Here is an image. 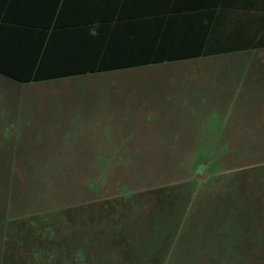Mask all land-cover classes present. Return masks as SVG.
<instances>
[{"label": "rangeland", "instance_id": "rangeland-1", "mask_svg": "<svg viewBox=\"0 0 264 264\" xmlns=\"http://www.w3.org/2000/svg\"><path fill=\"white\" fill-rule=\"evenodd\" d=\"M249 121L264 129V49L0 77V264H264Z\"/></svg>", "mask_w": 264, "mask_h": 264}, {"label": "trees", "instance_id": "trees-1", "mask_svg": "<svg viewBox=\"0 0 264 264\" xmlns=\"http://www.w3.org/2000/svg\"><path fill=\"white\" fill-rule=\"evenodd\" d=\"M34 47L27 83L264 47V0H0V48Z\"/></svg>", "mask_w": 264, "mask_h": 264}, {"label": "crops", "instance_id": "crops-1", "mask_svg": "<svg viewBox=\"0 0 264 264\" xmlns=\"http://www.w3.org/2000/svg\"><path fill=\"white\" fill-rule=\"evenodd\" d=\"M259 49H264L263 48H253V49H247V50H242V51H234V52H248V51H255ZM234 52H229V53H234ZM36 53L37 50L30 46V47H21V46H12V47H2L0 48V67H11V68H32V67H38L37 62H36ZM225 54V53H224ZM195 59V58H194ZM186 60H191V59H186ZM179 61H185V60H179ZM179 61H171V62H179ZM164 63H170V62H164ZM164 63H159V64H152V65H160ZM152 65H145V66H139V67H149ZM139 67H132V68H125V69H119V70H113V71H126L128 69H134V68H139ZM86 75V74H85ZM8 77L2 73H0V77ZM80 76V75H78ZM71 77H76V76H71ZM10 78V77H8ZM70 77H64V78H57V79H50V80H44V81H33V82H27L23 83V86L25 87H33L35 85H38L43 82L47 81H54V80H59V79H67ZM15 80V79H14ZM17 81V80H16ZM19 82V81H18ZM242 81H239V84H241ZM31 94V93H29ZM253 122L249 121L246 126H248L247 129L240 130L241 132H264V129H256L253 126Z\"/></svg>", "mask_w": 264, "mask_h": 264}]
</instances>
